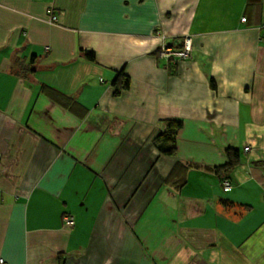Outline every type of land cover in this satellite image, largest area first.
I'll list each match as a JSON object with an SVG mask.
<instances>
[{
  "label": "crops",
  "instance_id": "obj_1",
  "mask_svg": "<svg viewBox=\"0 0 264 264\" xmlns=\"http://www.w3.org/2000/svg\"><path fill=\"white\" fill-rule=\"evenodd\" d=\"M0 260L264 264V0H0Z\"/></svg>",
  "mask_w": 264,
  "mask_h": 264
},
{
  "label": "trees",
  "instance_id": "obj_2",
  "mask_svg": "<svg viewBox=\"0 0 264 264\" xmlns=\"http://www.w3.org/2000/svg\"><path fill=\"white\" fill-rule=\"evenodd\" d=\"M85 55L89 59H93V55L90 52H86ZM115 85V92L117 93L120 89H123L127 86V79L124 78L123 74H119L115 81L113 82ZM166 126L165 129L160 132L155 138L154 143H162L161 145V151L164 154H171L173 153L175 149V140H176V134L178 130L181 127V122L175 121V120H166L165 122ZM160 148V147H159ZM227 156L228 161L226 164L220 166L216 171L223 172L224 176H222L221 179L225 178V175L235 167V165L238 163V152L237 150L233 149H227Z\"/></svg>",
  "mask_w": 264,
  "mask_h": 264
},
{
  "label": "built area",
  "instance_id": "obj_3",
  "mask_svg": "<svg viewBox=\"0 0 264 264\" xmlns=\"http://www.w3.org/2000/svg\"><path fill=\"white\" fill-rule=\"evenodd\" d=\"M48 20L50 23H56L57 16L55 14H50ZM241 21H245V18H242ZM158 51H159L160 56L167 57V58H175V59L187 58L191 52V42L189 38H185L179 48L162 45ZM248 150L249 148L245 147V151H248ZM221 184L225 191H229L231 189V185L227 179H223L221 181ZM62 222H63V225L68 228H71L74 225V219L70 215H63ZM0 264H3L2 260H0Z\"/></svg>",
  "mask_w": 264,
  "mask_h": 264
}]
</instances>
